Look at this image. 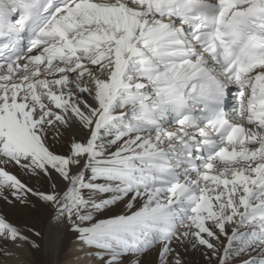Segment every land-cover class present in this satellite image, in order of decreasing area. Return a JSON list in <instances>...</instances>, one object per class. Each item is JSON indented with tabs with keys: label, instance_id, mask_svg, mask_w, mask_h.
I'll return each mask as SVG.
<instances>
[{
	"label": "snow or ice",
	"instance_id": "6c2138e0",
	"mask_svg": "<svg viewBox=\"0 0 264 264\" xmlns=\"http://www.w3.org/2000/svg\"><path fill=\"white\" fill-rule=\"evenodd\" d=\"M64 235L264 264V0H0V255Z\"/></svg>",
	"mask_w": 264,
	"mask_h": 264
},
{
	"label": "bare ground",
	"instance_id": "6f19581e",
	"mask_svg": "<svg viewBox=\"0 0 264 264\" xmlns=\"http://www.w3.org/2000/svg\"><path fill=\"white\" fill-rule=\"evenodd\" d=\"M8 217L13 223L18 225H22L25 223H35L37 227L41 229H43L45 225L44 213L36 214L28 213L26 211L8 210ZM10 245L11 244L8 245L9 250H11ZM23 250L25 252L24 257L21 258L23 259V264H69L70 257L76 250V243L74 237H72L71 235H64L61 238V244L58 250L52 251L42 248L40 251H36L30 249L27 246H24ZM10 258L12 259L13 257L9 256L6 259L4 258L5 264H10Z\"/></svg>",
	"mask_w": 264,
	"mask_h": 264
},
{
	"label": "rangeland",
	"instance_id": "374dc122",
	"mask_svg": "<svg viewBox=\"0 0 264 264\" xmlns=\"http://www.w3.org/2000/svg\"><path fill=\"white\" fill-rule=\"evenodd\" d=\"M10 248H11V251H13L15 254L14 255H11L10 257H13L12 259L10 258V264H23V258L24 257V250H23V247L21 248H14L13 246L10 245ZM18 249V250H17ZM15 250V251H14ZM18 253H17V252ZM78 255V253L76 252V250L72 253L71 257H70V263L69 264H73V260L72 258L74 256ZM9 257V256H4V255H0V264H5V259ZM5 258V259H4ZM16 258V260H15ZM3 259V260H2ZM2 260V262H1ZM79 264H86V262L84 260H81L79 261Z\"/></svg>",
	"mask_w": 264,
	"mask_h": 264
}]
</instances>
